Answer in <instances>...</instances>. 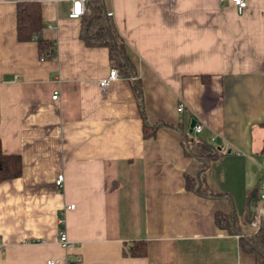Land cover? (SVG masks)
<instances>
[{"label":"crops","instance_id":"crops-1","mask_svg":"<svg viewBox=\"0 0 264 264\" xmlns=\"http://www.w3.org/2000/svg\"><path fill=\"white\" fill-rule=\"evenodd\" d=\"M32 1L49 58L15 38ZM100 1L130 72L83 44L68 0H0V151L20 161L0 182V264H252L213 216L244 235L260 219L264 0ZM199 142L218 152L203 169L184 148Z\"/></svg>","mask_w":264,"mask_h":264},{"label":"trees","instance_id":"trees-1","mask_svg":"<svg viewBox=\"0 0 264 264\" xmlns=\"http://www.w3.org/2000/svg\"><path fill=\"white\" fill-rule=\"evenodd\" d=\"M83 12L80 15L78 37L87 47H103L107 51L111 66L120 68L123 72H130L131 65L126 57L123 41L116 34L113 22L105 14L100 0H85ZM15 38L18 41L35 40L37 53L43 57L52 56L50 43L40 39L37 35L39 29V5L37 2H17L15 4ZM161 125V124H160ZM191 143V141H189ZM192 158L200 161L201 168L218 154L204 143H194L192 147H184ZM264 150V143L262 145ZM20 161L14 154H3L0 151V182L19 176ZM192 179L185 176L187 188ZM198 194V191H195ZM264 208V200L262 202ZM256 229L249 234H239L238 228L222 214L213 216V224L225 229L228 233L238 234V247L242 253L253 256L252 264H264V212L257 222ZM142 253V248L131 250L130 254L137 256Z\"/></svg>","mask_w":264,"mask_h":264},{"label":"built area","instance_id":"built-area-1","mask_svg":"<svg viewBox=\"0 0 264 264\" xmlns=\"http://www.w3.org/2000/svg\"><path fill=\"white\" fill-rule=\"evenodd\" d=\"M69 1V11H68V17L69 18H74L76 19L78 16L81 15V13L83 12V3L85 0H68ZM218 1H223V0H218ZM230 3H232L235 7L236 13H241L242 10L245 7V2L243 0H228ZM107 15H109V13H106ZM118 75V71L115 69H110L108 71V74L105 78L98 80V87L100 89H103L104 87H106L111 81H113L114 78H116ZM52 99H55V92L52 93V95L50 96ZM176 111L180 112L181 108L180 105L176 106ZM200 124H194L191 128V132L196 134L198 133V131L200 130ZM60 181H61V175L56 176L55 180H54V185L56 186H60ZM260 187L262 189H264V177H262V179L260 180ZM264 200V193H261L258 197V210L256 213V219H258V217H260V215L263 214L264 212V208L262 205V202ZM70 206H68L69 208ZM57 224H60V219L57 221ZM56 242L58 245L61 246V248L66 249L70 246V244H68V242L66 241L65 238V234L62 230H58L57 232V239ZM48 264H51L50 262H48Z\"/></svg>","mask_w":264,"mask_h":264},{"label":"water","instance_id":"water-1","mask_svg":"<svg viewBox=\"0 0 264 264\" xmlns=\"http://www.w3.org/2000/svg\"><path fill=\"white\" fill-rule=\"evenodd\" d=\"M189 123H188V126H187V133H190L191 132V128H192V126L196 123V122H194V120L193 119H190L189 121H188Z\"/></svg>","mask_w":264,"mask_h":264},{"label":"rangeland","instance_id":"rangeland-1","mask_svg":"<svg viewBox=\"0 0 264 264\" xmlns=\"http://www.w3.org/2000/svg\"><path fill=\"white\" fill-rule=\"evenodd\" d=\"M252 196H253V194L252 195H250V198H252ZM255 202V200L253 201V203ZM253 203L251 204V206L253 207ZM258 204V203H257ZM257 204L255 205V206H257ZM251 206H250V208H251Z\"/></svg>","mask_w":264,"mask_h":264}]
</instances>
